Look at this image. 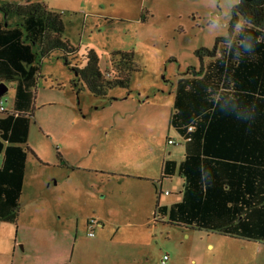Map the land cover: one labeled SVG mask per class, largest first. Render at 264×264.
Here are the masks:
<instances>
[{
	"label": "rangeland",
	"instance_id": "obj_1",
	"mask_svg": "<svg viewBox=\"0 0 264 264\" xmlns=\"http://www.w3.org/2000/svg\"><path fill=\"white\" fill-rule=\"evenodd\" d=\"M35 1L61 15L78 49L72 65L84 66L93 49L106 73L113 52L133 51L138 70L128 89L95 96L73 89L58 52L41 60L18 217L0 221V264H160L164 255L166 264H264V242L153 215L154 183L167 206L183 188L178 173L162 178L164 160L184 158L170 125L177 79L199 67L196 50L228 35L239 0ZM92 218L103 226L90 230Z\"/></svg>",
	"mask_w": 264,
	"mask_h": 264
},
{
	"label": "trees",
	"instance_id": "obj_2",
	"mask_svg": "<svg viewBox=\"0 0 264 264\" xmlns=\"http://www.w3.org/2000/svg\"><path fill=\"white\" fill-rule=\"evenodd\" d=\"M64 32L61 15L41 1H0V84H14L11 111H0V221L18 217L41 60L58 52L73 89L95 96L128 89L138 70L133 51L113 52L106 73L93 49L84 66L72 65L78 49ZM195 54L200 65L177 79L170 115L184 158L162 163V178L183 179L181 199L160 204L154 183V218L264 242V0H239L228 35Z\"/></svg>",
	"mask_w": 264,
	"mask_h": 264
},
{
	"label": "built area",
	"instance_id": "obj_3",
	"mask_svg": "<svg viewBox=\"0 0 264 264\" xmlns=\"http://www.w3.org/2000/svg\"><path fill=\"white\" fill-rule=\"evenodd\" d=\"M5 107L3 105V101H2V98L0 97V111H5ZM169 143H172V140L169 139L168 141ZM96 225V222L94 219L91 220L90 224L88 225L89 229L92 230L94 228V226ZM90 235H93V232H90ZM168 259V255H164L162 258H161V262L160 264H166V260Z\"/></svg>",
	"mask_w": 264,
	"mask_h": 264
},
{
	"label": "water",
	"instance_id": "obj_4",
	"mask_svg": "<svg viewBox=\"0 0 264 264\" xmlns=\"http://www.w3.org/2000/svg\"><path fill=\"white\" fill-rule=\"evenodd\" d=\"M7 89H8V86H7L6 83H2V84H0V96H1L4 92H6Z\"/></svg>",
	"mask_w": 264,
	"mask_h": 264
},
{
	"label": "crops",
	"instance_id": "obj_5",
	"mask_svg": "<svg viewBox=\"0 0 264 264\" xmlns=\"http://www.w3.org/2000/svg\"><path fill=\"white\" fill-rule=\"evenodd\" d=\"M182 160V159H181ZM181 160H179V161H177V162H180ZM25 174H26V172H25ZM95 220V222H96V226H99V227H101V226H103V224L100 222V221H98V220H96V219H94Z\"/></svg>",
	"mask_w": 264,
	"mask_h": 264
}]
</instances>
